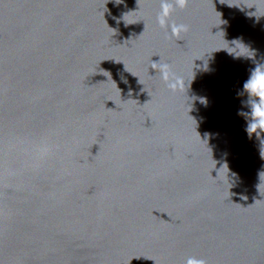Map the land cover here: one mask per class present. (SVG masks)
Segmentation results:
<instances>
[{
	"label": "water",
	"instance_id": "95a60500",
	"mask_svg": "<svg viewBox=\"0 0 264 264\" xmlns=\"http://www.w3.org/2000/svg\"><path fill=\"white\" fill-rule=\"evenodd\" d=\"M164 2L0 0V264H264V0Z\"/></svg>",
	"mask_w": 264,
	"mask_h": 264
},
{
	"label": "clouds",
	"instance_id": "9594fccd",
	"mask_svg": "<svg viewBox=\"0 0 264 264\" xmlns=\"http://www.w3.org/2000/svg\"><path fill=\"white\" fill-rule=\"evenodd\" d=\"M187 3L188 0H174V5L167 2L161 4V11L157 18L158 23L162 28L170 26L173 37L179 38L181 33L187 31V26L176 25L175 23L169 25L168 21L175 8L184 9L186 8ZM153 69L160 72L162 80L169 89L172 91L182 89V80L171 73L167 64L161 65L157 62H153ZM244 89L250 97L258 98V101L253 102L251 105L252 122L249 123L247 127L249 136L255 134L258 138L260 134L264 133V71H261L260 68L257 67L252 73L251 78L244 84ZM186 264H205V261L189 257Z\"/></svg>",
	"mask_w": 264,
	"mask_h": 264
}]
</instances>
